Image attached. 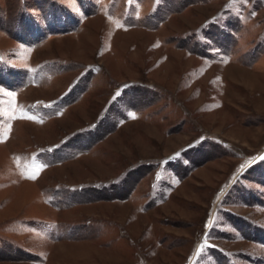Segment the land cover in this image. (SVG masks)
Instances as JSON below:
<instances>
[{"label": "rangeland", "instance_id": "obj_1", "mask_svg": "<svg viewBox=\"0 0 264 264\" xmlns=\"http://www.w3.org/2000/svg\"><path fill=\"white\" fill-rule=\"evenodd\" d=\"M0 264H264V0H0Z\"/></svg>", "mask_w": 264, "mask_h": 264}]
</instances>
